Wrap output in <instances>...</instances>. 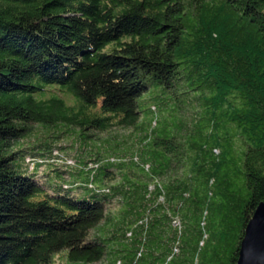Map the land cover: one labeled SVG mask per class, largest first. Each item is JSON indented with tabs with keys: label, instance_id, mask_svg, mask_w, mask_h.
Masks as SVG:
<instances>
[{
	"label": "trees",
	"instance_id": "obj_1",
	"mask_svg": "<svg viewBox=\"0 0 264 264\" xmlns=\"http://www.w3.org/2000/svg\"><path fill=\"white\" fill-rule=\"evenodd\" d=\"M145 75L164 92L210 94L205 108L202 93L180 104L194 117L179 121L180 142L157 135L165 108L140 120ZM207 108L208 129H197ZM133 138L130 155L94 152ZM229 146L246 148L249 189L236 264L264 200V0H0V264H54L63 250V264H94L110 249L112 264L183 262L204 237L186 231L223 194Z\"/></svg>",
	"mask_w": 264,
	"mask_h": 264
},
{
	"label": "rangeland",
	"instance_id": "obj_2",
	"mask_svg": "<svg viewBox=\"0 0 264 264\" xmlns=\"http://www.w3.org/2000/svg\"><path fill=\"white\" fill-rule=\"evenodd\" d=\"M186 22L187 29L183 39L184 42L188 38H190V35L193 32V28L197 21L195 17L190 13L187 17ZM184 42L183 44H185ZM177 58L182 61L183 55L181 54L180 50H177ZM182 67L185 68L186 64H182ZM144 79L149 84V88L146 90L143 97H141L139 100L140 109L142 111H146V109L153 108L154 106L165 108V116H163L162 120L159 122V126L157 127V135L163 139H172L173 134H175L174 138L177 139L178 142H180L183 135L179 132L180 129L177 127L179 121L182 120L183 122L192 124L194 118L193 116L191 117V113H186L185 116L179 114L180 104L182 105L181 108H184L186 106L191 107L188 98H199V95H201L202 93L201 97L204 103L203 108H205V100L208 99L210 94L204 95L203 90H200L201 87L199 90L179 88V91L173 90L164 92L165 89H163L161 85L156 83V80L152 75H145ZM189 82L194 84L192 80L187 81L186 83ZM196 84L200 83L198 82ZM145 111L141 115V121L148 120V116L150 115V113H146ZM211 111L212 110L208 108L203 110L201 118L198 119L197 129H208V116L210 115ZM174 128H178L179 130H174ZM126 133L127 132H125V130L121 129L120 127L114 128V134L122 136V134ZM207 136L209 139H207L206 141L208 142L216 140V133H208ZM192 140H201V134L197 133L195 130ZM137 141L138 140H136V138H133L130 145L116 146L110 144L104 148L95 147L94 152H101L103 154H106L109 150H112L118 154L130 155L131 152L135 151ZM231 148L232 146H229V153L231 151ZM244 152H246V148L243 147L240 149H235L234 152H231L228 155L230 158L229 160L224 161L227 164H225V166L223 167V171L221 172V177L226 178L227 181L223 182L222 180H218V182L221 181L220 186L222 187L223 194L217 193L215 196H210L211 198L209 199V202L202 205L204 212L200 216H196L194 218L191 227L186 231V237L184 238H186L188 242L191 240L194 241L198 237L199 232H202L204 234L203 242L200 244V247L194 248V242L191 243V246L188 248L190 252L185 253V260L183 262L172 261L168 262L167 264H228L230 253L233 250L235 244V235L239 227L237 220L239 207L245 202L249 193V189L245 184L246 179L244 175L241 174L242 166L240 161L244 159ZM41 171H43V167H41ZM171 236L167 235L165 237L168 238L167 243L172 240ZM157 241L158 237L157 233L155 232V236L149 242V249L156 247L158 245ZM167 243L165 244V249ZM111 244H113V247L115 246V243ZM110 250L111 253L108 254L101 262L94 264H112L111 261L113 260V258H116L119 253L118 251H115V249ZM215 250L218 251L220 255L218 260L212 259ZM65 252L66 250H63V252L59 253L56 256L54 264H63V260H59L58 258L61 254H65ZM123 254H127V252H124ZM176 258L178 259L179 256ZM141 264H151L150 259H143L141 261Z\"/></svg>",
	"mask_w": 264,
	"mask_h": 264
},
{
	"label": "water",
	"instance_id": "obj_3",
	"mask_svg": "<svg viewBox=\"0 0 264 264\" xmlns=\"http://www.w3.org/2000/svg\"><path fill=\"white\" fill-rule=\"evenodd\" d=\"M236 264H264V200L246 226Z\"/></svg>",
	"mask_w": 264,
	"mask_h": 264
}]
</instances>
